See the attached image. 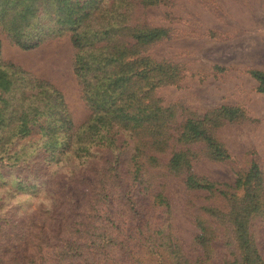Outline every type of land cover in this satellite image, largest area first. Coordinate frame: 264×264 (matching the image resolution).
I'll return each instance as SVG.
<instances>
[{"label":"rangeland","instance_id":"374dc122","mask_svg":"<svg viewBox=\"0 0 264 264\" xmlns=\"http://www.w3.org/2000/svg\"><path fill=\"white\" fill-rule=\"evenodd\" d=\"M83 1H89L84 23L91 33L117 29L121 22L167 30L166 37L136 51L178 75L174 84L149 95L172 113L174 137L157 165L148 164L146 151L134 160L146 137L120 131L135 134L147 124L118 123L109 104L100 101L101 79L112 70L102 66L77 75L70 32L26 51L0 29V64L24 73L13 77L14 102L39 107L31 133L13 136V120L0 126V264H230L235 249L229 201L215 191L189 189L185 173L167 165L172 151L189 146L174 142L188 118L234 107L243 113L239 119L210 128L230 158L215 161L202 144L191 145V171L233 186L255 162L264 187V95L250 74L264 71V0H160L150 6L138 0ZM105 46L106 41L87 46L84 55H103ZM137 89L138 83L134 98H143ZM46 90L61 94L64 116ZM67 118L74 131L83 132L74 135V143L85 141L86 147L62 160H44L39 130ZM141 163L147 167L138 172ZM93 226L98 230L90 235ZM249 231L264 261V215L253 218Z\"/></svg>","mask_w":264,"mask_h":264},{"label":"trees","instance_id":"16d2710c","mask_svg":"<svg viewBox=\"0 0 264 264\" xmlns=\"http://www.w3.org/2000/svg\"><path fill=\"white\" fill-rule=\"evenodd\" d=\"M88 2L83 0H0V29L14 44L26 51L38 47L47 37L70 32L72 45L77 50L74 62L75 72L77 75H84L102 66L104 70H112L104 73L101 79L103 90L100 101L103 105L109 104L108 108L116 114L118 123L131 127L130 124L133 122H135L133 126L146 122L147 126L142 127L144 131L132 134V130L127 132L121 130L120 134L125 135L129 132L130 137L134 139L138 135L145 136L141 149L137 145L133 159L136 160L139 153L146 151L149 153L146 156L151 161L148 164L157 165L159 163L157 156L166 151L174 137L169 133L172 113L167 115V110L161 108L149 95L159 86L174 84L175 80H178V75L170 66L139 55L136 49L166 37L168 32L163 28L128 26L121 22L117 29L110 28L102 33L101 31L91 33L84 23L85 17L90 15V12L86 11ZM158 2L160 0H138L137 3L141 6H150ZM126 6L131 7V4L128 2ZM101 35L103 40L97 38ZM119 38L124 40L122 45L119 43ZM100 41L107 42V46L103 48L108 52L97 57L93 53L84 55L87 46L92 47ZM8 70L11 71L8 72ZM16 73L19 76L24 75L10 63L0 66V93H2L0 94V126L13 120L16 125L12 135L23 136L37 127L35 118L39 107L33 101L27 104L14 102L13 77ZM250 74L258 84L257 91L264 95V71L252 70ZM30 81L32 82L33 79ZM35 83L39 88L45 89L41 81L36 80ZM136 83H138L137 93L143 98L138 99L133 96V86ZM3 95H9L8 99H5ZM48 96L55 102L56 113L64 116L66 110L61 94L52 90L48 92ZM146 99L148 102H145ZM94 100L98 101L96 97ZM15 112L19 114L16 119H13ZM242 114L238 108L222 106L207 112L202 117L188 118L182 125L180 135L174 138V142L189 146L172 151L167 166L172 172L185 173V184L189 189L215 191L229 201L231 205L229 217L233 226L235 249V258L230 264H264L249 231L253 218L264 215L263 176L258 164L252 162L246 173L237 177L233 186L199 178L191 171L194 158L191 145L202 144L207 156L212 160L224 161L230 158L224 146L213 136L210 128H216L223 120L239 119ZM141 116H144L142 119L144 122H139L138 118ZM69 119L60 121L61 125L58 127L49 125L38 129L44 139L42 148L44 160L54 161L60 158L62 160L66 153L86 147L85 141L77 140L74 143V135L79 134L80 131H74ZM137 166L138 172L147 167L146 163ZM91 228L90 235H93L98 229L95 226ZM105 234L107 233H103ZM204 238L205 234L201 233V241H205Z\"/></svg>","mask_w":264,"mask_h":264}]
</instances>
